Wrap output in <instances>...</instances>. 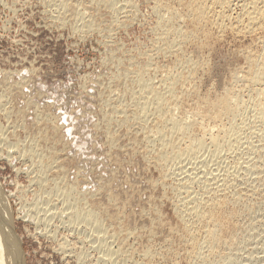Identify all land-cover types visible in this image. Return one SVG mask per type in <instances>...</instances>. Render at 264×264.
Listing matches in <instances>:
<instances>
[{
	"label": "rangeland",
	"instance_id": "obj_1",
	"mask_svg": "<svg viewBox=\"0 0 264 264\" xmlns=\"http://www.w3.org/2000/svg\"><path fill=\"white\" fill-rule=\"evenodd\" d=\"M60 1L65 4L63 7L58 0H0V190L13 218L12 229L20 242L24 264H113L107 255L110 250L109 257L116 258L114 264H264V128L253 115L260 98L262 106L257 104L264 111V76L254 86L247 83L248 75L264 68L261 32L237 33L230 27L219 31L210 22L196 28L189 19L181 18L180 28H195L197 33L187 40L174 34L171 39L177 36L172 41L177 39L174 45L180 47L164 49L159 34L170 13L163 11L166 6L184 11L177 0H158L159 4L157 0H111L114 10L95 0ZM159 18L162 21L158 23ZM186 60L196 63V68L189 67L188 71ZM171 74L177 78L178 106L161 107H166L165 115L173 113L174 118L189 112L187 118L186 114L183 116L190 123L196 112L197 122L181 133L182 140L179 138L192 140L204 135L201 138L205 144L193 157L195 160L181 157L178 162L169 159L168 163L160 158L155 116L153 120L147 114L145 122L135 118L137 106L129 93L137 86L138 75L144 81L149 79L158 89L160 79ZM222 97L229 100L224 112L211 104ZM130 101L132 104L128 105ZM235 106L240 110L236 112ZM133 114L134 119L130 118ZM121 118L125 121L121 122ZM233 118L241 130L233 124ZM230 122L236 131L240 130L232 140L227 137ZM212 137L216 142L211 141ZM181 141L178 143L184 147L189 139ZM229 141L231 146L235 144L231 147ZM239 162L241 165L237 166ZM46 164L50 165L48 170ZM203 169L206 175L200 171ZM222 183L226 187L229 184L225 189L228 192H215V187ZM185 185L201 197L202 191L213 185L212 195L221 199L215 219L212 218L214 223L218 222V238L214 242L205 243L200 233L202 239L197 234L196 245L186 235L193 220L187 221L178 214L183 208L180 203ZM76 208L83 209L81 216L97 209L105 232H95L92 222L74 217ZM213 221L206 223V230L214 228ZM198 252L202 253L200 257Z\"/></svg>",
	"mask_w": 264,
	"mask_h": 264
},
{
	"label": "bare ground",
	"instance_id": "obj_2",
	"mask_svg": "<svg viewBox=\"0 0 264 264\" xmlns=\"http://www.w3.org/2000/svg\"><path fill=\"white\" fill-rule=\"evenodd\" d=\"M59 2H58V5H60L61 7H63L65 4L62 2V1H60V0H58ZM64 1V0H63ZM75 1V0H74ZM78 1V0H77ZM92 1V0H91ZM96 2H101V3H106L108 6H111V8H113V10H114V3L111 1V0H95ZM115 1V0H114ZM158 1V0H157ZM160 1V0H159ZM159 1H158V4H159ZM166 1V0H165ZM164 1V2H165ZM168 1L169 0H167V3H168ZM176 1V0H175ZM178 1V3L180 4V5H183L184 6V11H183V9H182V12H178V11H176V10H173L172 8H170V6H163V7H165L164 8V10L165 11H163V13L164 12H168V13H170V16H168V19H165V21H164V23L161 25L162 26V28L160 29V33L161 34H159V32H158V34L160 35V39H161V41H160V44H161V42H162V44H163V46L164 47H162V48H166V49H169L170 47H172V46H176V45H174V43L177 41V39H178V37H180L181 39H183V40H187V39H190V38H192V37H194L195 36V34L197 33H194V30H196L195 28H194V30L193 29H188V30H183L182 28H180L179 26H178V24H179V20H181V18H187V19H189V23H191V25H193L194 27H196V28H199L200 26H203V24H204V22H210L211 24H213V26H215V28L217 29V30H222V29H225L226 27H230L231 29H232V31H234V32H237V33H251V32H253V31H260L261 32V44H263V51H264V0H177ZM176 1V2H177ZM54 2V1H53ZM87 2V1H86ZM122 2V1H121ZM154 2V1H153ZM160 2H162V1H160ZM70 3V2H69ZM75 3V2H74ZM88 3V2H87ZM117 3V2H116ZM124 3V2H123ZM89 4V3H88ZM96 4V3H95ZM157 4V3H156ZM157 4V5H158ZM161 4V3H160ZM50 5V4H49ZM72 5H74V4H72ZM98 5V4H97ZM156 5V6H157ZM162 5V4H161ZM164 5V4H163ZM168 5V4H167ZM106 6V5H105ZM108 6H107V8H108ZM155 6V7H156ZM182 6V7H183ZM65 7H67V4H66V6ZM64 7V8H65ZM73 7V6H72ZM159 7V6H158ZM161 7V6H160ZM162 7V8H163ZM179 7V6H178ZM60 8V7H59ZM62 9V8H61ZM66 9V8H65ZM118 9V8H117ZM116 9V10H117ZM157 9H159V8H157ZM174 9H176V8H174ZM75 10V9H74ZM160 10V9H159ZM54 11V10H53ZM56 11V10H55ZM66 11V10H65ZM69 11H72V10H69ZM181 11V10H180ZM232 11H235V13L233 14V12ZM66 12H68V11H66ZM77 12V11H76ZM86 13V12H85ZM155 13V12H154ZM161 13V12H160ZM163 13H161V15L163 14ZM70 14V13H69ZM82 14V13H81ZM114 14V13H113ZM83 15V14H82ZM89 15V14H88ZM135 15V14H134ZM165 15V14H164ZM162 17V16H161ZM165 17V16H164ZM167 17V16H166ZM84 18V17H83ZM92 18V17H91ZM115 18V17H114ZM156 18H157V16H156ZM163 18V17H162ZM60 20V19H59ZM123 20V19H122ZM157 20V19H156ZM159 20H161L160 18L158 19V23H159ZM163 20H164V18H163ZM113 21V20H112ZM162 21V20H161ZM104 22V21H103ZM178 22V23H177ZM182 23H183V21H182ZM181 23V24H182ZM73 24V23H72ZM78 24V23H77ZM87 24V23H86ZM92 23L90 22V25H91ZM202 24V25H201ZM129 25V24H128ZM77 26V25H76ZM88 26V25H87ZM119 26V25H118ZM122 26V25H121ZM124 26V25H123ZM160 26V25H159ZM184 26V25H183ZM157 27H158V25H157ZM91 28V27H90ZM192 28V27H191ZM108 29V28H107ZM193 30V31H192ZM111 31V30H110ZM204 30H203V28H202V32H203ZM207 32V31H206ZM109 33V32H108ZM154 33V32H153ZM201 33V32H200ZM203 33H205V32H203ZM207 33H209V32H207ZM174 34H179L178 35V37L177 36H175L177 39H176V41L174 42V41H172L174 38L172 37V39H171V36L173 35L174 36ZM210 34V33H209ZM221 34H222V32H221ZM220 34V35H221ZM215 35V34H214ZM213 35V36H214ZM219 35V36H220ZM197 36V35H196ZM208 36V35H207ZM243 37V36H242ZM206 37H204V39H205ZM245 38V37H244ZM157 39V38H156ZM180 40V39H179ZM212 40V39H211ZM217 40V39H216ZM178 42V41H177ZM177 42H176V44H177ZM205 44V43H204ZM201 45V44H200ZM208 45V44H207ZM162 46V45H161ZM187 46V45H186ZM178 47H180V46H178ZM177 46H176V48H178ZM201 47V46H200ZM204 47H205V45H204ZM150 48V47H149ZM149 48H148V50H149ZM152 48V47H151ZM159 48V47H158ZM157 48V49H158ZM161 48V47H160ZM156 49V48H155ZM262 49V48H261ZM163 50V49H162ZM157 51V50H156ZM260 51V50H259ZM261 53H263V52H261ZM163 54V53H162ZM186 54V53H185ZM252 54V53H251ZM259 54H260V52H259ZM251 56V55H250ZM178 58V57H177ZM176 58V59H177ZM187 58V57H186ZM188 58H189V56H188ZM128 59V58H127ZM191 59H192V57H191ZM249 59V58H248ZM185 60V59H184ZM183 60V61H184ZM198 60V59H197ZM120 61V60H119ZM178 61H180V60H178ZM194 61V60H193ZM205 61V60H204ZM248 61V60H247ZM254 61V60H253ZM263 61V60H262ZM192 62V61H191ZM189 60H186L185 61V63H186V66H188L187 68H188V71H189V67H191L192 69H195L196 68V63H194V62H192L191 63ZM257 62V61H256ZM258 62H259V57H258ZM257 62V64H259ZM264 62V61H263ZM153 63V62H152ZM177 63H179V62H177ZM184 63V64H185ZM136 64V63H135ZM147 64V63H146ZM263 63L261 62V65L260 66H262L263 67V65H262ZM129 65V64H128ZM137 65V64H136ZM250 65V64H249ZM248 65V66H249ZM181 66V65H180ZM206 66V65H205ZM259 66V65H258ZM150 67V66H149ZM183 68V67H182ZM186 68V69H187ZM201 68V67H200ZM249 68H251V67H249ZM256 68V67H255ZM258 68V67H257ZM167 69V68H166ZM185 69V70H186ZM252 69V68H251ZM116 71H117V69H115ZM172 70V69H171ZM254 70V69H253ZM131 72V71H130ZM138 72V71H137ZM137 72L135 73V75H137ZM140 73V71L138 72V74ZM171 72H169V74H170ZM175 73V72H174ZM182 73V72H181ZM134 74V73H133ZM162 74V73H161ZM177 74V73H176ZM180 74V73H179ZM134 75V76H135ZM175 74H173V76H174ZM181 75V74H180ZM185 75V74H184ZM189 75V74H188ZM242 75V74H241ZM153 76V75H152ZM172 76V74L171 75H166L164 78H161L160 79V81H159V86H158V89L157 88H155V85H153L152 83H150V81L148 82V80L149 79H147L146 81H144V80H142L143 78H140V77H142V76H139L138 75V78H137V80H135L136 82V87H134V88H131L132 89V91H131V93H129L130 94V96H131V98H132V102L134 103V104H136L135 106H137L136 107V109L135 110H137L138 111V113H137V115H135L134 116V114H133V116H130V118L132 117H135V118H137L138 117V120L140 119V120H143L144 122H145V119H146V115L147 114H149V116L150 115H152V119H153V115L155 116L154 118H155V120L154 121H156V123H154V124H156V130L155 129H152L153 131L155 130L156 131V133H158V137H157V139H158V141H159V147L158 148H160V150H159V153H157V154H159V157L160 158H163L164 160H166L167 159V161L166 162H168L169 163V159H175V161H176V159H177V162H178V159H180L181 157H184V159H185V157L186 158H192V160H195V158L193 159V157H195V155L197 154V151H198V149H201V148H203V146H204V141H203V139L201 138V135H203V134H199L200 135V138L198 137V138H196V137H194L195 139H192L191 140V138H188L189 139V142L187 141V143L188 144H184V147H181V145H180V143H178L179 141H181L183 138H181L180 137V135H181V133H186L187 132V130L188 129H190L189 128V125H191V124H195L196 122H197V118L195 117L196 116V112H195V110H194V112L195 113H193V114H195V115H193L191 112H193L191 109H189L191 112V114H192V119H191V123L190 122H188L189 120H187L186 121V118H187V114H186V112H185V114H182V116H178L177 118H176V116H175V118H174V116H173V113H171V115L172 116H170L168 113H167V115H165V113L166 112H168L167 111V109H166V107L165 106H163V107H165V109L164 108H162L161 106L164 104V105H168V108L169 107H171V106H173V107H175L176 108V106H178V105H176V102H177V96H175V81H176V79L177 78H175V77H173ZM177 76V75H176ZM190 76V75H189ZM262 76H264V68H261V69H259L258 68V70H256V71H253L252 72V74H250V75H248L247 76V83H252L253 84V86H254V84L255 83H257V82H261V81H259L260 80V78L262 77ZM237 77V76H236ZM129 78H131V77H129ZM133 79H135V77L133 78ZM151 79V78H150ZM183 79H184V77H183ZM242 78L240 77V80H241ZM132 80V79H131ZM263 80V79H262ZM153 81V80H152ZM185 81V80H184ZM188 81V80H187ZM194 81V80H193ZM155 83V82H154ZM264 83V82H263ZM124 84V83H123ZM179 84V83H178ZM232 84V83H231ZM242 84H243V82H242ZM251 84V85H252ZM250 85V86H251ZM252 86V87H253ZM108 87V86H107ZM188 87V86H187ZM190 87V86H189ZM126 88V87H125ZM233 88V87H232ZM263 88V87H262ZM251 89V88H250ZM178 90V89H177ZM230 90V89H229ZM259 90V89H258ZM179 91V90H178ZM187 91V90H186ZM214 91V90H213ZM233 91V90H232ZM262 91H263V89H262ZM116 92V91H115ZM197 92V91H196ZM234 92V91H233ZM247 92V91H246ZM249 92V91H248ZM180 92H178L177 94H179ZM232 93V92H231ZM236 93V92H235ZM257 93V92H256ZM187 94V93H186ZM225 94V93H224ZM229 94V93H228ZM252 94V93H251ZM254 94V93H253ZM234 95V94H233ZM262 95H264V94H262ZM2 96V95H1ZM129 96V95H128ZM199 96V95H198ZM207 96V95H206ZM236 95H234L233 97H235ZM256 96V95H255ZM108 97V96H107ZM177 97V98H176ZM208 97V96H207ZM232 97V96H231ZM230 97V100H232V101H234L235 100V98H237V97H235L234 99H233V97L231 98ZM252 97V96H251ZM258 97V96H257ZM259 97H261V95L259 96ZM258 97V98H259ZM2 98V97H1ZM189 98V97H188ZM214 98V97H213ZM238 98H240L239 96H238ZM121 99V98H120ZM186 99V98H185ZM204 99V98H203ZM217 98H215V100H216ZM254 100L256 99L255 97L253 98ZM260 99H262V98H260ZM260 99L255 103V105H254V107L256 108H254L255 109V112H253V111H251V112H253V115L255 114V116H256V118H257V120L260 122V124H262L261 126H263V128H264V111L262 110V108H260V106H262V104L260 105ZM210 100H211V98H210ZM213 100V99H212ZM239 100V99H238ZM240 100H243V99H241L240 98ZM250 100H251V98H250ZM253 100V101H254ZM101 101V100H100ZM105 101V100H104ZM117 101H118V99H117ZM201 101V100H200ZM199 101V102H200ZM204 101V100H203ZM206 101V100H205ZM208 101V100H207ZM253 101H252V103H253ZM263 101V100H262ZM132 102L130 101V103H128V105H130V104H132ZM216 101H213V103H211L213 106H218V109L219 110H223V112L224 111H226L227 110V108H228V106H229V100H228V97H222V98H220L219 99V101L218 102H216ZM238 102V101H237ZM240 102H242V104H244L245 105V103H243V101H239V103ZM246 102V101H245ZM126 103V102H125ZM178 103L180 104V102L178 101ZM235 102H233V104H234ZM257 103H259V105L257 104ZM263 103H264V101H263ZM201 104V103H200ZM203 104V103H202ZM206 104V103H205ZM237 104V103H236ZM241 104V105H242ZM248 104V103H247ZM251 104V103H250ZM249 104V105H250ZM128 105H126V106H128ZM174 105H176V106H174ZM196 105V107H197V105L198 104H195ZM249 105H248V108H249ZM252 105V104H251ZM12 106V105H11ZM126 106H124V108L126 107ZM134 106V107H135ZM190 106V105H189ZM237 106V105H236ZM236 106L234 107V108H236ZM239 106V105H238ZM130 107V106H129ZM240 107H242V106H240ZM239 107V108H240ZM246 107V106H245ZM132 108V107H131ZM201 108V107H200ZM199 108V109H200ZM202 108H203V106H202ZM116 109V108H115ZM114 109V110H115ZM172 109V108H171ZM198 109V108H197ZM237 109V108H236ZM126 110V109H125ZM128 110V109H127ZM187 110V109H186ZM201 110V109H200ZM235 110V109H234ZM238 110H240V109H237L236 110V112L238 111ZM4 111V110H3ZM106 111V110H105ZM121 111H123V110H121ZM131 111V110H130ZM169 111H170V109H169ZM212 111V110H211ZM132 112H133V109H132ZM184 112V111H183ZM230 112V111H229ZM232 112V111H231ZM241 112V111H240ZM246 112V111H245ZM250 112V111H249ZM115 113H117V112H115ZM123 113V112H122ZM125 113H126V111H125ZM135 113V114H136ZM151 113V114H150ZM170 113V112H169ZM188 113V115H189V112H187ZM242 113V112H241ZM113 114V113H112ZM121 114V113H120ZM131 114V113H130ZM181 114V113H180ZM238 114V113H237ZM8 115V114H7ZM36 115V114H35ZM126 115V114H125ZM125 115H123L124 117H125ZM183 115H185V117L183 116ZM201 115H202V113H201ZM205 115H206V113H205ZM234 114H233V112H232V115L231 116H233ZM243 115V114H242ZM6 116V115H5ZM112 116V115H111ZM198 116H200L199 115V113H198V115H197V117ZM220 116H222V115H220ZM254 116V117H255ZM127 117H129V115H128V113H127ZM193 117H195V118H193ZM235 118L237 117L236 115L234 116ZM243 117V116H242ZM42 118V117H41ZM109 118V117H108ZM228 118H229V116H228ZM110 119V118H109ZM113 119V118H112ZM134 119V118H133ZM149 119V118H148ZM200 119H203V118H200ZM252 119V118H251ZM255 119V118H254ZM38 120V119H37ZM121 120V122H124L125 121V119H124V121H122L123 119L121 118L120 119ZM119 120V121H120ZM136 120V119H135ZM198 120H199V117H198ZM204 120V119H203ZM233 120V124H235L234 123V118L232 119ZM7 121V120H6ZM108 121V120H107ZM116 121V120H115ZM132 121V120H131ZM142 121V122H143ZM146 121H147V119H146ZM153 121V122H154ZM202 121V120H201ZM201 121H199V123H202ZM217 121V120H216ZM239 121V120H238ZM243 121H244V119H243ZM246 121H247V119H246ZM129 122H130V119H129ZM152 122V123H153ZM220 122V121H219ZM222 122V121H221ZM228 122V121H227ZM251 122V121H250ZM254 122V121H253ZM7 123V122H6ZM109 123V122H108ZM132 123V122H131ZM198 123V124H199ZM231 123V122H230ZM238 123V122H237ZM138 124V123H137ZM140 124V123H139ZM145 124V123H144ZM144 124L143 125H139V126H141V127H143L144 126ZM148 124V123H147ZM219 124V123H218ZM226 124V123H225ZM243 124V123H242ZM109 125V124H108ZM120 125V124H119ZM146 125V124H145ZM199 125H201V124H199ZM199 125L197 126L198 128H199ZM235 125H237V124H235ZM252 125V124H251ZM8 126V125H7ZM15 126V125H14ZM148 126V125H147ZM194 126V125H193ZM213 126V125H212ZM220 126H222V125H220ZM225 126V125H224ZM138 127V126H137ZM150 128H151V126H149ZM223 127V126H222ZM226 127V126H225ZM237 127L240 129V127L241 126H238L237 125ZM191 128H193L192 126H191ZM197 128V129H198ZM214 128V127H213ZM224 128V127H223ZM229 128V127H228ZM227 128V129H228ZM244 128H246V127H244ZM257 128V127H256ZM106 129V128H105ZM144 129V128H143ZM238 129V130H239ZM151 130V131H152ZM222 130V129H221ZM225 130V129H224ZM229 130V132H227V137L228 138H230V140H232L231 138L232 137H234V135H236L235 133H237V132H239V131H236L237 129H236V127H233L232 126V123H231V128L230 129H228ZM254 130V129H253ZM141 131H142V129H141ZM154 131V132H155ZM195 131V130H194ZM259 131V130H258ZM148 132V131H147ZM247 132H248V130H247ZM46 133V132H45ZM205 133V132H204ZM223 133V132H222ZM225 133V132H224ZM153 134V133H152ZM155 134V133H154ZM208 134H210V133H208ZM260 134V133H259ZM45 135V134H44ZM189 135H190V133H189ZM191 135H193V134H191ZM195 135V134H194ZM197 135V134H196ZM224 135H226V134H224ZM238 135V134H237ZM25 136V135H24ZM183 136H184V134H183ZM204 136V135H203ZM221 136H223V135H221ZM229 136H231V137H229ZM241 136V134L239 135V137ZM261 136V135H260ZM259 136V137H260ZM2 137V136H1ZM44 137V136H43ZM190 137V136H189ZM209 137H211V136H209ZM215 137V136H214ZM223 137H225V136H223ZM226 137V138H227ZM236 137V136H235ZM239 137H237V138H239ZM23 138V137H22ZM45 138V137H44ZM145 138V137H144ZM149 138V137H148ZM179 138L181 139V140H179ZM213 138V137H212ZM227 138V139H228ZM236 138V139H237ZM241 138V137H240ZM239 138V139H240ZM248 138V137H247ZM46 139H48V138H46ZM187 138H184V140H188ZM210 139V138H209ZM214 139V138H213ZM213 139H211V141L212 142H216V138L213 140ZM235 139V138H234ZM238 139V140H239ZM243 139V138H242ZM242 139H240V141L242 140ZM145 140V139H144ZM147 140V139H146ZM183 140V141H184ZM224 140V139H223ZM244 140H246V139H244ZM18 141H20V140H18ZM17 141V142H18ZM36 141V140H35ZM183 141H181V142H183ZM221 141V140H220ZM235 140H233V142H234ZM7 142V141H6ZM46 142V141H45ZM147 142H148V140H147ZM146 142V143H147ZM151 142V141H150ZM153 142V141H152ZM212 142H210L209 144H211ZM226 141H224V143H225ZM239 142V141H238ZM242 142H244V141H242ZM14 143V142H13ZM154 143V142H153ZM208 143V142H207ZM227 143H228V140H227ZM241 143V142H240ZM246 143H248V142H246ZM250 143V142H249ZM247 144V145H250V144ZM148 144V143H147ZM152 144V143H151ZM215 144V143H214ZM231 144V142L229 141V145ZM233 144V143H232ZM235 144V143H234ZM233 144V145H234ZM254 143H252L251 145H253ZM259 144V143H258ZM232 145V146H233ZM113 146V145H112ZM225 146L227 147L228 146V144L226 145L225 144ZM231 146V145H230ZM231 146V147H232ZM243 146H244V144H243ZM246 146V145H245ZM8 147V146H7ZM39 147H40V145H39ZM215 147V146H214ZM236 147H237V145H236ZM239 147V146H238ZM35 148V147H34ZM47 148V147H46ZM157 148V149H158ZM218 148V147H217ZM228 148V147H227ZM249 148H250V146H249ZM253 148V146L251 147V149ZM259 148H260V146H259ZM258 148V149H259ZM147 149V148H146ZM219 149H220V147H219ZM218 149V150H219ZM225 149V148H224ZM229 149V148H228ZM227 149V150H228ZM241 148H239V150H240ZM150 150V149H149ZM233 150H234V148H233ZM235 150H236V148H235ZM238 150V148H237V151H239ZM245 150V149H244ZM32 151V150H31ZM36 151V150H35ZM155 151V150H154ZM201 150H199L198 152H200ZM30 152V151H29ZM44 152V151H43ZM150 152V151H149ZM153 152V151H152ZM216 152H218V151H216ZM234 152V151H233ZM241 152H243V151H241ZM246 152H247V150H246ZM254 152V151H253ZM42 153V152H41ZM236 152H234V154H235ZM251 153V152H250ZM256 153V152H255ZM23 154V153H22ZM39 154V153H38ZM157 154H155V155H157ZM215 154H217V153H215ZM237 154H238V152H237ZM249 154V153H248ZM43 155V154H42ZM42 155L40 154V155H38V156H40V158L42 157ZM146 155V154H145ZM148 155V154H147ZM146 155V156H147ZM199 155H200V153H199ZM204 155V154H203ZM45 156V155H44ZM47 156V155H46ZM145 156V157H146ZM150 156V155H149ZM197 156H198V154H197ZM196 156V157H197ZM202 156V155H201ZM201 156H199V157H201ZM214 156V155H213ZM252 156H253V154H252ZM256 156V155H255ZM30 157H31V154H30ZM56 157V156H55ZM217 157V156H216ZM220 157H222V156H220ZM227 157V156H226ZM234 157H236V154H235V156ZM238 157V156H237ZM237 157H236V159H237ZM38 158V157H37ZM36 158V159H37ZM147 158V157H146ZM158 158V157H157ZM159 158V159H160ZM202 158V157H201ZM211 158V157H210ZM48 159V158H47ZM51 159V158H50ZM183 159V158H182ZM183 159V160H184ZM247 159V158H246ZM245 159V160H246ZM38 160V159H37ZM158 160V159H157ZM164 160L162 161L161 159H160V162H163L164 163ZM181 160V159H180ZM191 160V161H192ZM203 160V159H202ZM210 160V159H209ZM215 160V159H214ZM235 160V159H234ZM239 161H240V157H239V159H238ZM244 160V159H243ZM242 160V162L244 163V161ZM38 161H40V160H38ZM187 161V160H186ZM190 161V160H189ZM190 161V162H191ZM204 161V160H203ZM202 161V162H203ZM248 161V160H247ZM246 161V162H247ZM51 162V161H50ZM170 162H172L173 163V161H170ZM200 162V161H199ZM245 162V163H246ZM253 162V161H252ZM186 163V162H185ZM198 163V162H197ZM204 163V162H203ZM202 163V164H203ZM235 163H237V162H235ZM234 163V164H235ZM250 163V162H249ZM42 164V163H41ZM40 164V165H41ZM45 164V163H44ZM49 164V163H48ZM54 164V163H53ZM165 164V163H164ZM171 164V163H170ZM188 165H189V163H187ZM193 164H195V163H193ZM226 164V163H225ZM240 164V162L237 164V166ZM47 165V164H46ZM55 165H56V163H55ZM163 165V164H162ZM184 165V164H183ZM241 165V164H240ZM239 165V166H240ZM249 165V164H248ZM45 166V165H44ZM50 166V165H49ZM48 165L44 168L45 170H48L50 167H49ZM165 166V165H164ZM168 166V165H167ZM175 166V165H174ZM180 166V165H179ZM187 166V165H186ZM185 166V167H186ZM195 166H198V165H196L195 164ZM202 166V165H201ZM223 166V165H222ZM236 165H235V167L234 168H236L237 167ZM41 167V166H40ZM61 167V166H60ZM183 167V166H182ZM182 167H181V169H180V172H181V170L183 171V169H182ZM193 167H194V165H193ZM198 167H200V165L198 166ZM215 167V166H214ZM220 167V166H219ZM253 167V166H252ZM62 168V167H61ZM167 168V167H166ZM191 167H189V169H190ZM202 168H204V165H203V167ZM246 168H248V167H246ZM41 169H42V167H41ZM43 169V170H44ZM179 169V168H178ZM186 169H187V167H186ZM192 169V168H191ZM211 169V168H210ZM226 169V168H225ZM255 169H256V167H255ZM261 169V168H260ZM167 170V169H166ZM174 170V169H173ZM172 170V171H173ZM194 170V169H193ZM192 170V171H193ZM213 170H215V168L213 169ZM212 170V171H213ZM220 170V169H219ZM234 170V169H233ZM164 171V170H163ZM185 171V170H184ZM191 171V170H190ZM200 171H203V174L204 175H206L205 173L206 172H204V169L203 170H200ZM205 171H208V170H205ZM230 171H232V170H230ZM260 171V170H259ZM166 172V171H165ZM194 172V171H193ZM224 172H225V170H224ZM227 172V171H226ZM233 172V171H232ZM236 172V171H235ZM242 172V171H241ZM44 173V172H43ZM183 173V172H182ZM208 173V172H207ZM209 173H211V170L209 171ZM208 173V174H209ZM246 173V172H245ZM178 174V173H177ZM188 174V173H187ZM190 175H191V173H189ZM196 174V173H195ZM221 174V173H220ZM219 174V175H220ZM228 174H230V173H228ZM232 174V173H231ZM233 174H234V172H233ZM168 175H170L169 173H168ZM168 175L166 174L165 175V177H168ZM172 175V174H171ZM194 175V174H193ZM200 175V174H199ZM211 174H209V176H210ZM212 175H213V172H212ZM215 175H217V173H215ZM214 175V176H215ZM61 176V175H60ZM185 176V175H184ZM213 176V177H214ZM231 176V175H230ZM179 177V176H178ZM200 177V176H199ZM204 177V176H203ZM213 177L211 178V179H213ZM218 177V176H217ZM224 177H226V176H224ZM38 178V177H37ZM51 178H53V177H51ZM186 178V177H185ZM191 178V177H190ZM198 178V177H197ZM214 178H216V177H214ZM227 178V177H226ZM228 178H230V177H228ZM47 179V178H46ZM54 179V178H53ZM184 179V178H183ZM193 179V178H192ZM191 179V180H192ZM223 179V178H222ZM225 179V178H224ZM223 179V180H224ZM247 179V178H246ZM180 180H182V179H180ZM186 180V179H185ZM188 180V179H187ZM186 180V181H187ZM220 181H222L221 179H219ZM226 180H228V179H226ZM162 181V180H161ZM209 181V180H208ZM208 181H206L207 183H208ZM211 181H213V180H211ZM217 181V180H216ZM229 181H230V179H229ZM234 181V180H233ZM263 181V180H262ZM171 182V181H170ZM188 182V181H187ZM190 183H191V181H189ZM210 182V181H209ZM218 182V181H217ZM225 182V181H224ZM226 182H228V181H226ZM177 183V182H176ZM195 183V182H194ZM221 183V182H220ZM230 183V182H229ZM234 183V182H233ZM180 184V183H179ZM185 184H187V183H185ZM189 184V183H188ZM202 184H203V182H202ZM206 184V183H205ZM204 184V185H205ZM211 184V183H210ZM214 184H215V182H214ZM213 184V185H214ZM219 184V183H218ZM225 184V183H224ZM223 183L222 184H220V185H218V186H214L215 187V192H224L225 191V189L229 186V184H228V186L226 187L225 185H224ZM231 184V183H230ZM247 184V183H246ZM169 185H170V183H169ZM184 185V184H183ZM207 186L209 185V184H206ZM212 185V186H213ZM216 185V184H215ZM69 186V185H68ZM165 186V185H164ZM180 186H181V184H180ZM212 186H210L211 188H212ZM70 188L72 187V186H69ZM68 187V188H69ZM202 187H203V185H202ZM210 187H206V188H209L208 190H205L204 188H205V186H204V188H201L203 191V195H202V197L201 196H198V195H196V193H194V192H191V191H189V189H187V186L185 185V186H182V188H184V195H182L183 196V198H182V200H183V202L181 201V200H179V201H181V203L180 204H183V208L181 209V210H179V209H177V210H179L180 212L178 213V214H180L181 215V217H184V219L186 218L187 219V221L189 220H193L192 221V225H191V223H190V228L188 229L187 228V230H186V235L188 236V238L189 239H191L192 240V242H194L195 244H196V237H197V234H199V236H200V233H202L203 234V241L205 242V243H210V242H214L215 240H216V238H218V237H216L215 238V227L216 226H218V222H216L215 221V223H214V221H213V219L212 218H214V216H215V212L217 211V209H218V206L220 205V204H222V202L217 198V196L216 195H212V194H215V193H213V191H212V189H210ZM248 187V186H247ZM182 188L180 187V189L182 190ZM229 188V187H228ZM252 188V187H251ZM74 189V188H73ZM177 189V188H176ZM175 189V190H176ZM172 190V189H171ZM178 190V189H177ZM228 190V189H227ZM226 190V191H227ZM62 191V190H61ZM66 191V190H65ZM67 191H69V189H67ZM178 191H180V190H178ZM225 191V192H226ZM71 192V191H70ZM183 192V191H182ZM182 192L180 193V194H182ZM228 192V191H227ZM233 192V191H232ZM232 192H231V194H232ZM260 192V191H259ZM199 193H201V191L199 192ZM67 194H68V192H67ZM197 194H198V192H197ZM217 194V193H216ZM219 194V193H218ZM8 194H6V196H7ZM69 196V195H68ZM221 196V195H220ZM178 197V196H177ZM219 197V196H218ZM231 197V196H230ZM9 198V197H8ZM220 198V197H219ZM77 199V198H76ZM75 199V200H76ZM82 199H84L83 197H82ZM178 199V198H177ZM85 200V199H84ZM223 200V199H222ZM67 201V200H66ZM76 201H79V199H77ZM226 202V201H225ZM229 203H230V201H228ZM65 203V202H64ZM57 204V203H56ZM75 204H76V202H75ZM227 204V203H226ZM74 205V204H73ZM78 205V204H77ZM175 205V204H174ZM236 205V204H235ZM72 206V205H71ZM76 206V205H75ZM182 206V205H181ZM81 207V206H80ZM179 207V206H178ZM177 208V207H176ZM230 208V207H229ZM223 209V208H222ZM224 209H225V207H224ZM87 210V209H86ZM91 210V209H90ZM87 211V213H85V215H83V216H81V213H82V211H83V209H77L76 208V214L74 215V217H76L77 219L80 217V220H82V221H85V223L86 222H88V220L90 221V223L92 222V224L91 225H93V226H95L96 227V231L95 232H98V233H100L101 234V232H105V231H103L104 229H102L101 228V225H100V223H99V218H97V212H96V210L95 211ZM176 210V209H175ZM35 211V210H34ZM61 212V211H60ZM84 212H86L85 211V209H84ZM223 212V211H222ZM31 215H33V214H31ZM176 215V214H175ZM179 215V216H180ZM224 215V214H223ZM84 216H86L85 218H84ZM38 217V215L36 216V218ZM73 216H72V221H73V218H74ZM219 217H221V216H219ZM227 217V216H226ZM12 217H11V212H10V209H9V206H8V204H7V202H6V198L4 197V195H3V193H2V191L0 190V264H24V262H23V260H24V258H23V254H22V252H21V245H20V242L14 237V233H13V229H12V219H11ZM75 218V219H76ZM114 218H116V217H114ZM117 218H118V216H117ZM178 218V217H177ZM180 218V217H179ZM15 219V218H14ZM74 219V220H75ZM182 219V218H181ZM215 219V218H214ZM36 220V219H35ZM79 220V219H78ZM210 220H212L213 221V224H214V228L213 229H208V230H206V223L208 222V221H210ZM185 221V220H184ZM89 223V222H88ZM189 223V222H188ZM194 223H195V225H194ZM116 225L118 224V223H115ZM109 225V224H108ZM186 225H187V223H186ZM110 226V225H109ZM118 227V226H117ZM184 227V226H183ZM118 229H120V228H118ZM122 229V228H121ZM136 229V228H135ZM114 231H115V229H114ZM120 231V230H119ZM201 231V232H200ZM92 232V231H91ZM112 232V231H111ZM118 232V231H117ZM117 232H115V233H117ZM127 233H129L128 231H126ZM131 232V231H130ZM250 232V231H249ZM114 233V232H113ZM179 233V232H178ZM181 234V233H180ZM97 235V234H96ZM110 235V234H109ZM112 235H114V234H112ZM117 235V234H116ZM116 235H115V237H116ZM127 235V234H126ZM185 235V236H186ZM100 236V235H99ZM98 235H97V237H99ZM111 236V235H110ZM91 237V236H90ZM101 237V236H100ZM126 237V236H125ZM184 237V236H183ZM107 238V237H106ZM111 238H112V236H111ZM123 238V237H122ZM127 238H128V236H127ZM200 238H201V236H200ZM98 239V238H97ZM96 239V240H97ZM115 239V238H114ZM114 239H112L113 240V242H114ZM202 239V238H201ZM201 239H199V240H201ZM227 239V238H226ZM93 240V239H92ZM94 240H95V238H94ZM121 240V239H120ZM179 240V239H178ZM190 240V241H191ZM222 240V239H221ZM224 240V239H223ZM228 240V239H227ZM105 241V240H104ZM111 241V240H110ZM119 241V240H118ZM122 241V240H121ZM189 241V242H190ZM203 241L201 240V242L203 243ZM184 242V241H183ZM188 242V243H189ZM191 242V243H192ZM218 242V241H217ZM104 243V242H103ZM121 243H124V241L123 242H121ZM202 243H200V246H201V244ZM239 243V242H238ZM216 244V243H215ZM103 245V244H102ZM197 245V244H196ZM203 245V244H202ZM123 246V245H122ZM185 246V245H184ZM204 246H205V244H204ZM206 246H208L207 244H206ZM215 246V245H214ZM60 247V246H59ZM97 247V246H96ZM103 247V246H102ZM194 247H196V246H194ZM193 247V248H194ZM123 248V247H122ZM124 248H125V246H124ZM127 248V247H126ZM191 248H192V245H191ZM200 248H202V247H200ZM207 248V247H206ZM105 249V248H104ZM110 249V248H109ZM118 249H119V247H118ZM146 249H147V247H146ZM154 249V248H153ZM181 249V248H180ZM199 248L197 247V249H196V251H194V252H197V250H198ZM203 249V248H202ZM209 249V248H208ZM116 250V249H115ZM124 250H126V249H124ZM185 250V249H184ZM190 250V249H189ZM194 250V249H193ZM201 250V249H200ZM204 250H206V249H204ZM100 251V250H99ZM104 251V250H103ZM111 252H112V250H110ZM110 251H107L108 252V259L109 258H111V261H113V264H114V260L116 259H114V260H112V257H109L110 255L112 256V254H111V252ZM117 251V250H116ZM146 251V250H145ZM156 251V250H155ZM202 251V250H201ZM200 251V252H201ZM101 252V251H100ZM113 252H114V250H113ZM119 252L121 253V250H119ZM144 252V251H143ZM148 253H150L149 251H147ZM147 252H145V254H144V256H146L147 257ZM183 252V251H182ZM193 252V253H194ZM114 253H118V252H114ZM119 253V254H120ZM122 253H123V250H122ZM152 253V252H151ZM103 254V253H102ZM143 254V253H142ZM187 254V253H186ZM195 255H196V253H194ZM106 255V254H105ZM106 255V256H107ZM114 255H116V254H114ZM124 255V254H123ZM158 255V254H157ZM198 255H199V252H198ZM197 255V256H198ZM200 255H202V253H200ZM200 255H199V257H200ZM117 256H119L118 254H117ZM116 256V257H117ZM142 256V255H141ZM149 256H150V254H149ZM148 256V258H150ZM194 256V255H193ZM115 257V256H114ZM120 257V256H119ZM118 257V258H119ZM130 257V256H129ZM208 258V257H207ZM207 258H206V260H207ZM100 259V258H99ZM101 259H103V258H101ZM120 259H124V257L122 258H120ZM120 259H117V262H119L118 260H120ZM127 260V259H126ZM202 260V259H201ZM125 261V260H124ZM104 262V261H103ZM116 262V261H115ZM128 262V261H127ZM201 262V261H200ZM119 263H121V260H120V262ZM124 263V262H123ZM149 263H151V262H149ZM148 263V264H149ZM207 263V262H206ZM105 264V263H104ZM122 264V263H121ZM126 264V263H125ZM157 264V263H156Z\"/></svg>",
	"mask_w": 264,
	"mask_h": 264
}]
</instances>
